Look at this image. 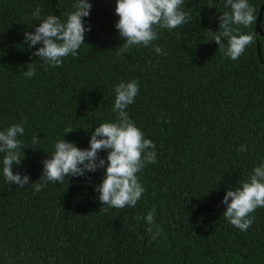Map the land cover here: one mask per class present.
<instances>
[{
    "label": "trees",
    "instance_id": "16d2710c",
    "mask_svg": "<svg viewBox=\"0 0 264 264\" xmlns=\"http://www.w3.org/2000/svg\"><path fill=\"white\" fill-rule=\"evenodd\" d=\"M248 2L258 19L264 0ZM74 3L0 0V131L24 127L13 172L30 177L24 188L8 184L0 153V264H264V207L240 231L223 217L222 203L264 163V37L256 23L233 26L255 42L232 61L208 32L219 31V16L230 11L226 0H184L188 23L159 29L152 46L118 55L124 41L115 28L116 0H89L85 44L45 70L33 55L42 45L25 43L24 33L40 24L33 10L65 21ZM156 46L167 55H157ZM28 67L36 69L31 79L23 74ZM133 80L140 91L126 111L157 154L137 174L145 189L137 205L100 214L95 189L104 168L35 192L31 185L57 140L89 149L95 128L117 120L115 86ZM241 145L246 152L237 151ZM152 209L163 229L156 240L135 219Z\"/></svg>",
    "mask_w": 264,
    "mask_h": 264
},
{
    "label": "clouds",
    "instance_id": "9594fccd",
    "mask_svg": "<svg viewBox=\"0 0 264 264\" xmlns=\"http://www.w3.org/2000/svg\"><path fill=\"white\" fill-rule=\"evenodd\" d=\"M183 5L184 0H116L115 13L119 20L115 28L124 41L117 49V54L128 53L133 46L148 48L159 39V29L171 31L188 23L190 13L183 10ZM225 6L230 7V11L219 16V31L208 32L212 34L213 42L219 45V52L237 61L255 40L252 34H240L233 26L247 28L256 23V10L248 0H226ZM92 7L89 0H76L74 10L66 13L65 21L51 13L41 19L42 10H33L32 16L40 24L34 32H25L24 36L29 48L42 45L33 53L41 61V67L45 70L58 68L66 57L78 54L81 45L85 44L86 32L91 31L90 27H85L84 18L90 16ZM154 51L157 55H167L159 46ZM23 74L31 79L36 75V69L28 67ZM139 91L140 86L135 80L115 86L113 112L117 113V120L95 128L91 133L89 149L82 150L64 138L57 140L54 152L43 161L42 177L31 185L34 191L40 192L50 182L63 183L66 176L84 177L86 173H95L104 168V179L95 189L102 205L100 214L107 213L110 208L135 207L145 191L137 174L147 164L157 162L156 145L145 138L126 111ZM24 132L21 124H13L0 131V153L4 154L3 176L8 184L18 185L19 188H24L30 181L28 175L13 172L14 165L19 166L22 161L19 151L22 141L18 136L22 137ZM65 132L67 135L73 130L68 127ZM38 142L36 136L31 140L32 145ZM101 151H107L106 160L98 155ZM237 151L246 152L247 147L241 145ZM222 203L226 206L223 217L232 226L240 231L249 229L255 221L252 213L264 207V163L255 167L250 178L242 182L240 187L235 190L229 188ZM135 219L148 225L146 231L152 240L161 235L163 229L155 221V209Z\"/></svg>",
    "mask_w": 264,
    "mask_h": 264
},
{
    "label": "water",
    "instance_id": "95a60500",
    "mask_svg": "<svg viewBox=\"0 0 264 264\" xmlns=\"http://www.w3.org/2000/svg\"><path fill=\"white\" fill-rule=\"evenodd\" d=\"M263 13H264V3L261 6L260 13H259V16H258V19H257V22H256V32H257V34L264 37V31L262 30V27H261ZM258 51L260 52V43H259V41H258Z\"/></svg>",
    "mask_w": 264,
    "mask_h": 264
}]
</instances>
